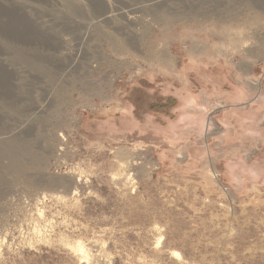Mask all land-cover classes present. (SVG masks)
<instances>
[{
    "label": "rangeland",
    "instance_id": "obj_1",
    "mask_svg": "<svg viewBox=\"0 0 264 264\" xmlns=\"http://www.w3.org/2000/svg\"><path fill=\"white\" fill-rule=\"evenodd\" d=\"M0 264H264V0H0Z\"/></svg>",
    "mask_w": 264,
    "mask_h": 264
},
{
    "label": "bare ground",
    "instance_id": "obj_2",
    "mask_svg": "<svg viewBox=\"0 0 264 264\" xmlns=\"http://www.w3.org/2000/svg\"><path fill=\"white\" fill-rule=\"evenodd\" d=\"M80 249L82 250V247Z\"/></svg>",
    "mask_w": 264,
    "mask_h": 264
}]
</instances>
